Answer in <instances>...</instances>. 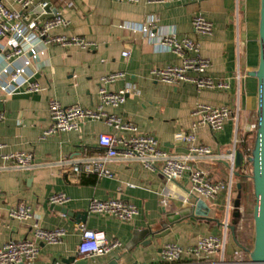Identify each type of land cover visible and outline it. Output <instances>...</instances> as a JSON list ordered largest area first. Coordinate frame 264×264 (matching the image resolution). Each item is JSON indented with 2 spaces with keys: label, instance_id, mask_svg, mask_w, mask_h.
I'll use <instances>...</instances> for the list:
<instances>
[{
  "label": "crops",
  "instance_id": "crops-1",
  "mask_svg": "<svg viewBox=\"0 0 264 264\" xmlns=\"http://www.w3.org/2000/svg\"><path fill=\"white\" fill-rule=\"evenodd\" d=\"M1 1L17 9L13 0ZM49 1L56 3L71 21L68 28H60L55 34L83 37L95 45L90 50L60 46L43 49L41 60L34 65L37 71L34 79L41 86L40 92L9 96L0 90V113L5 116L0 122V145L3 146L0 148V248L12 240L32 239L33 226L38 224L46 230L65 229L67 235L60 245L41 243L37 264H73L72 258L77 264H197L204 260L189 255L178 262L167 263L161 251L166 244L188 249L203 237H222L228 221L224 259L232 262L233 253L241 249L236 242L238 238L230 230L238 218V180H234L230 204L228 191H223L212 201L199 200L186 205L181 196L188 189L189 174L168 184L158 171L148 170L139 162L119 160L107 163L113 174L111 178L73 173L72 161L104 156L98 138L101 134L115 133L104 122L86 121L77 131L42 137L51 125V100L66 107L80 105L96 109L101 78L124 72L126 77L107 89L119 92L132 86L137 92L119 109L107 111L135 123L140 133L154 137L162 150L174 155L187 152L186 146L176 144L175 136L191 132V113L197 104L227 105L233 111L239 110L237 136L247 141L250 135H246L247 127L258 122V80L252 73L258 70L260 63L261 0H195L177 4L149 3V0H138V3L66 0L69 7H63L59 0ZM195 16L213 23L211 36L194 32ZM149 23H157L160 30L173 29L180 40L191 39L198 43L201 57L212 63L203 77L224 82L229 88L225 91L199 90L189 83L168 85L153 80L150 77L153 69L180 65L182 60L174 53L157 51L146 35L129 28ZM125 51L130 53V58L123 56ZM190 75L199 77L194 73ZM7 83L8 78L2 76L0 84ZM117 134L129 135L127 132ZM196 137L200 145L215 152L229 153L234 147L236 124L229 120L216 133L209 127H201ZM245 144L238 145L244 159L247 158ZM19 152L32 153L35 167L19 169L1 158V155ZM195 165L206 170L214 181L230 178L231 170L226 162L207 160L192 164ZM245 170H249L247 162L236 172ZM166 189L178 194L179 198H173L164 209L160 200ZM59 193L70 198L62 207L73 216L56 211L49 204L50 196ZM93 199L123 200L135 205L139 214L131 222L93 214L88 211ZM21 204L32 209L35 220L21 222L9 217V212ZM186 211L190 213L182 216ZM84 213L85 222L80 223L77 215ZM179 215V219L169 222ZM80 224L104 232L110 240L121 241L122 249L103 257L80 256ZM220 259L217 256L211 261Z\"/></svg>",
  "mask_w": 264,
  "mask_h": 264
},
{
  "label": "built area",
  "instance_id": "built-area-1",
  "mask_svg": "<svg viewBox=\"0 0 264 264\" xmlns=\"http://www.w3.org/2000/svg\"><path fill=\"white\" fill-rule=\"evenodd\" d=\"M63 7L70 5L66 0H59ZM116 2L138 3V0H113ZM195 0H149V3L177 4L188 3ZM17 9L7 7L0 0V78L6 76L8 83L0 84V90L12 96L18 93L31 94L40 92L41 86L34 77L37 71L34 65L41 60L43 49L51 46L63 48L76 47L81 50H90L95 44L79 36H65L55 34L60 28H68L71 21L56 3L49 0H13ZM50 16L49 18H46ZM193 30L203 36L213 34V23L202 16L193 19ZM133 31L141 32L148 38L157 51L171 52L178 55L182 62L180 65H170L164 68L153 69L150 77L156 82L168 85L192 84L197 89L227 90L229 86L224 82H217L211 78L203 77L212 67L209 59L200 55V46L191 39H179L173 29L160 30L157 23L144 24L138 27L129 26ZM125 58H130L128 51L123 52ZM194 73L199 77H193ZM202 76V77H200ZM126 73L115 72L105 75L100 80V101L96 109L82 108L80 105L63 106L55 100L49 102V115L51 125L45 131L43 139L70 131L79 130L86 121L104 122L111 127L114 134H101L98 138V146L104 152L103 157H91L74 160L71 162L75 175H97L113 177L107 168V163L119 160L125 163L139 162L146 169L158 171L168 184L181 180L189 174L188 189L181 196L184 204L194 203L199 200L212 201L223 191H228V202H231V192L235 187L234 176L236 172V153L238 145L246 143L239 140V110L233 111L229 106L214 107L206 104H197L192 110V129L190 133H177L175 142L178 146H186L184 154H170L160 148L159 142L152 136L141 134L138 126L123 117L109 113L107 109H119L128 98L137 91L129 86L119 92H111L108 86L120 79H124ZM5 116L0 113V122ZM234 120L236 124V137L233 150L229 153L215 152L208 146L197 143L196 132L201 127H209L212 132H220L227 121ZM258 123L249 125L246 135L257 131ZM119 132H127L128 136L119 135ZM3 146L0 145V148ZM5 162L13 163L17 168L30 170L35 167L32 153H9L1 155ZM246 158V157H245ZM214 163H228L230 166V178L228 181H214L210 174L198 166H192L203 161ZM247 160V158L245 159ZM63 163V162H62ZM251 170H245L244 175L249 176ZM173 198H179L165 190L161 194L160 205L166 209ZM70 202V198L62 193L53 194L49 198L51 206H64ZM229 207V205H228ZM88 211L93 214H101L115 217L122 222H131L139 214L138 208L123 200L93 199L89 202ZM239 207L237 212L242 214ZM9 217L21 222L35 220L32 209L25 204L9 212ZM81 241L78 253L85 258L103 257L122 249L123 244L119 240H110L101 231L88 229L80 224ZM229 231L228 221L224 227L222 237L208 236L201 238L198 243L185 249L178 244H166L161 257L167 263H175L184 255L202 258L204 262L197 264H250L248 253L243 249L233 253V261L224 259ZM67 232L65 229L56 228L46 230L38 224L33 226V237L29 240L10 241L0 248V264H37L40 257V244L56 246L63 243ZM220 256L218 261H211L213 257ZM77 264V263H74Z\"/></svg>",
  "mask_w": 264,
  "mask_h": 264
},
{
  "label": "water",
  "instance_id": "water-1",
  "mask_svg": "<svg viewBox=\"0 0 264 264\" xmlns=\"http://www.w3.org/2000/svg\"><path fill=\"white\" fill-rule=\"evenodd\" d=\"M47 16L46 18H49ZM252 76L258 80V128L256 133L255 148L252 156L248 159V162L252 165V180L254 183L255 194V206L253 210V217L255 223V240L253 250L243 249L250 257V264H264V0H261L260 10V63L256 72L252 73ZM247 162V160H246ZM245 159L240 151L236 153V169H240L245 165ZM236 176H239L238 172H235ZM238 189H241V184H238ZM240 197V195H239ZM239 201L236 204V208L240 207ZM56 211L63 214L73 216L67 209L60 206H52ZM190 213L186 211L182 213V216ZM84 215H77V220L85 222ZM237 217L239 214L237 212ZM181 215L173 217L169 222H173L179 219ZM230 230L235 236V227L231 226ZM239 245L238 241L236 240ZM240 246V245H239ZM70 262L75 263V258L70 259Z\"/></svg>",
  "mask_w": 264,
  "mask_h": 264
},
{
  "label": "trees",
  "instance_id": "trees-1",
  "mask_svg": "<svg viewBox=\"0 0 264 264\" xmlns=\"http://www.w3.org/2000/svg\"><path fill=\"white\" fill-rule=\"evenodd\" d=\"M258 123V122H257ZM256 133L257 131L254 133V134H250L249 137H247V141H246V144L244 145V150L247 154V164L249 165L250 167V170H251V173L249 176L247 175H244L243 173H241L240 171L238 172L239 173V176H234V180H238L239 183L238 184H241V189L239 190V203L241 204L240 207H242L243 205H245V200L244 198H248V195L251 191V189L253 190V196H254V205H253V210H254V206H255V194H254V183H253V180H252V165L250 162H248V159L252 156V153H253V150L255 148V142H256ZM244 207V206H243ZM252 215V218L254 220V217H253V211L251 213ZM244 220V216L242 215H239V217L237 218V223L235 225V235L236 237L238 238V243H239V247L241 249H248L245 245H244V236H243V232H242V225H243V221ZM249 221V219H248Z\"/></svg>",
  "mask_w": 264,
  "mask_h": 264
},
{
  "label": "rangeland",
  "instance_id": "rangeland-1",
  "mask_svg": "<svg viewBox=\"0 0 264 264\" xmlns=\"http://www.w3.org/2000/svg\"><path fill=\"white\" fill-rule=\"evenodd\" d=\"M250 169V167H249ZM245 205L242 207V216H244V222L242 225V232L244 236V245L248 248V250H253L254 247V240H255V223L252 218V211H253V205H254V196H253V190L251 189L248 198H244ZM249 219V221H248ZM249 260L250 257L248 256Z\"/></svg>",
  "mask_w": 264,
  "mask_h": 264
}]
</instances>
